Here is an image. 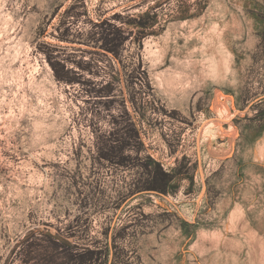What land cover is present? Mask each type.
<instances>
[{
	"label": "rangeland",
	"instance_id": "obj_1",
	"mask_svg": "<svg viewBox=\"0 0 264 264\" xmlns=\"http://www.w3.org/2000/svg\"><path fill=\"white\" fill-rule=\"evenodd\" d=\"M0 264H264V0H0Z\"/></svg>",
	"mask_w": 264,
	"mask_h": 264
}]
</instances>
